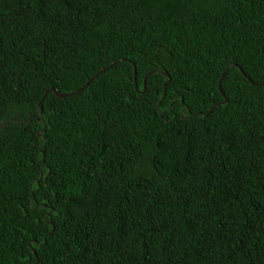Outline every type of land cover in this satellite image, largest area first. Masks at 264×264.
I'll list each match as a JSON object with an SVG mask.
<instances>
[{"label":"trees","instance_id":"trees-1","mask_svg":"<svg viewBox=\"0 0 264 264\" xmlns=\"http://www.w3.org/2000/svg\"><path fill=\"white\" fill-rule=\"evenodd\" d=\"M0 264H264V0H0Z\"/></svg>","mask_w":264,"mask_h":264},{"label":"water","instance_id":"water-1","mask_svg":"<svg viewBox=\"0 0 264 264\" xmlns=\"http://www.w3.org/2000/svg\"><path fill=\"white\" fill-rule=\"evenodd\" d=\"M102 70H104V68H102L101 69V71ZM219 88V87H218ZM135 89H138L137 88V86H135ZM220 89V88H219ZM220 91H221V89H220ZM54 93L56 94V95H58V96H64V95H67L68 93H64V92H59V91H57V90H54ZM221 93H222V91H221ZM39 108H40V111H39V115L41 114V112H42V110H41V104L39 103ZM209 110H211V109H209Z\"/></svg>","mask_w":264,"mask_h":264}]
</instances>
